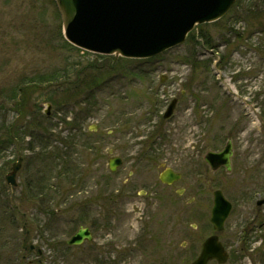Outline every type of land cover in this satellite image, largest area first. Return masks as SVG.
Instances as JSON below:
<instances>
[{"label": "rangeland", "instance_id": "1", "mask_svg": "<svg viewBox=\"0 0 264 264\" xmlns=\"http://www.w3.org/2000/svg\"><path fill=\"white\" fill-rule=\"evenodd\" d=\"M250 1L239 0L228 21L203 25L216 49L197 38L146 62L72 48L55 0H0V264H190L215 234L216 190L233 204L218 233L232 256L228 264H261L255 257L264 247V206L256 203L264 197V10L236 22L237 12L260 4ZM52 73H82L81 81L93 84L57 96L55 82L37 83ZM174 99V114L164 119ZM67 112L68 120L83 116L82 133L73 130L75 146L54 145L75 171L48 205L32 201L25 186L48 173L29 150L27 133L52 125L51 132L68 137L69 128L58 125ZM228 142L231 171L211 170L205 155ZM112 157L123 160L116 172L109 170ZM19 161L10 185L5 177ZM164 169L182 174L181 181L162 184ZM81 227L92 241L69 246Z\"/></svg>", "mask_w": 264, "mask_h": 264}, {"label": "water", "instance_id": "2", "mask_svg": "<svg viewBox=\"0 0 264 264\" xmlns=\"http://www.w3.org/2000/svg\"><path fill=\"white\" fill-rule=\"evenodd\" d=\"M59 10L65 39L73 46L101 55H115L127 59H149L181 45L187 35L200 24L212 23L223 18L236 0H55ZM176 101L168 108L165 118L173 113ZM50 107V105H49ZM233 154L229 142L221 153L210 152L205 160L212 170L226 166L231 170ZM20 162L12 167L6 181L16 184ZM122 164L118 158L109 162L115 172ZM161 181L177 182L181 176L170 170L164 172ZM264 205V199L257 202ZM232 204L222 191L214 192L211 223L216 232L224 230ZM88 228H81L69 241L79 246L91 241ZM228 255L217 235L205 240L198 258L191 264H223Z\"/></svg>", "mask_w": 264, "mask_h": 264}, {"label": "trees", "instance_id": "3", "mask_svg": "<svg viewBox=\"0 0 264 264\" xmlns=\"http://www.w3.org/2000/svg\"><path fill=\"white\" fill-rule=\"evenodd\" d=\"M250 2H254L260 3L259 5H251L248 6V8H246L243 11L237 12V18L236 22L237 23H241L242 21L245 20H254L255 16H257V11L259 12V15L261 12H263L264 10V0H251ZM236 11H234L233 9L231 10V12L228 14L227 17L223 18L222 20L212 23L211 25H218V23H223L229 20V18L231 17V15L233 13H235ZM261 16V15H260ZM240 18V19H239ZM256 19V18H255ZM206 26H199V33L195 34V33H190V35L188 36V41H193L194 39L200 38L201 42H202V46H209L210 48L216 49L217 46L214 45L213 42V38L211 33L208 30H203V28ZM234 31V30H233ZM236 34H235V33ZM233 34L236 36L237 39H241L244 37L243 33H237V31H234ZM229 35H231V31L228 32ZM226 42V41H224ZM227 46L231 45V42H226ZM71 46V45H70ZM72 47V46H71ZM74 48V47H72ZM115 60H117L115 58ZM154 60V59H151ZM151 60H145L146 62H149ZM129 60H126V62H128ZM133 62V61H132ZM212 63V62H211ZM93 69H99L100 68H95L93 67ZM117 74V73H116ZM125 75V73H123ZM83 74L82 73H52L50 75H48L47 77L45 76H39L38 77V82L39 84H46V83H52L55 82L58 85V88H60V90H57V96H63L65 97L66 95L69 96H74V94L71 95L70 90H74V89H78L79 87H83L85 86L86 88L89 87L90 85H92L93 83L90 84V82L88 81L87 77H86V83H83L81 81V76ZM128 75V74H126ZM75 76L74 80H72V78ZM117 77V76H116ZM86 88H84L83 90H85ZM82 91V93H84ZM22 92V89H19V93ZM56 93L54 94L56 97ZM17 99V96H14L12 98V100ZM54 101V98H53ZM55 105L58 104V102L55 100ZM54 104V103H53ZM79 104H77L78 106ZM19 109V108H18ZM21 112V111H20ZM70 112H67L66 114H64L63 119H61V121L58 123L62 124L64 126V128H69V134L68 137H62V132H51L53 126L51 125V129H49L48 127H42L40 128L41 131H39L40 133H33V130L35 128L31 127L30 132L27 133V136H29L30 139V151L35 154L39 159H37L36 161L39 162L38 164H45V166L47 167V175L44 176V179H38V178H33V180L31 182H29L28 185H26V195L29 197L30 200L32 201H36L40 203H46L48 205L49 201L52 200L53 198H55V195H50L51 193L56 194L60 191V189L64 190V180L67 181H71V177L70 173L74 172L75 169H72V171L70 169H67V163L65 162V159H67L69 157V154L66 153H62V149L56 147V145H54V143H58L61 142L63 143V145H65L66 143H68L69 145H76L78 142V138L76 137L77 134H81L82 133V129H83V123H82V118L83 116H79L77 113V116L73 117L71 120H68V118L66 116L69 115ZM83 113V112H82ZM19 114V113H18ZM22 114V113H21ZM20 115V114H19ZM37 123H35L34 125H36ZM33 125V126H34ZM31 126V125H30ZM36 128H38V125H36ZM77 130V134H72L73 130ZM84 136V135H82ZM12 139L16 140L18 138V136H14L11 137ZM68 140V142H67ZM88 146V145H87ZM70 148V146H69ZM88 149V147H86ZM91 149V147H89ZM35 151H37L35 153ZM70 159H72V156L70 154ZM71 162H73L71 160ZM70 170V173H69ZM77 172V171H76ZM74 177V176H73ZM63 180V182H62ZM48 191H50V193H48ZM49 200V201H48ZM46 212V211H43ZM53 214V213H52ZM24 231L26 234H29V229L27 230L26 226L23 227ZM161 264V263H160Z\"/></svg>", "mask_w": 264, "mask_h": 264}, {"label": "flooded vegetation", "instance_id": "4", "mask_svg": "<svg viewBox=\"0 0 264 264\" xmlns=\"http://www.w3.org/2000/svg\"><path fill=\"white\" fill-rule=\"evenodd\" d=\"M165 170V169H164ZM163 170V171H164ZM173 170V169H172ZM162 171V172H163ZM161 172V173H162ZM167 186H172V185H167ZM247 233H249V231L247 232ZM247 238H248V236H247ZM263 248L264 247H262V249L261 250H257V252H256V257H255V259H256V261H258L259 263H261V264H264V251H262L263 250ZM245 250H247V249H245ZM33 251V250H32ZM242 251H244V249L242 248ZM255 259H254V261H255ZM255 261V262H256ZM229 262V261H228ZM228 262L226 263V264H228ZM238 262V261H237Z\"/></svg>", "mask_w": 264, "mask_h": 264}]
</instances>
